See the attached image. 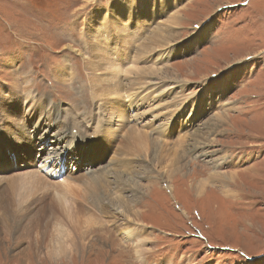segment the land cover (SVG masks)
Masks as SVG:
<instances>
[{
  "label": "rangeland",
  "instance_id": "obj_1",
  "mask_svg": "<svg viewBox=\"0 0 264 264\" xmlns=\"http://www.w3.org/2000/svg\"><path fill=\"white\" fill-rule=\"evenodd\" d=\"M134 3L143 6L145 1L0 0V169L12 165L0 173V199L5 186H11L16 201L22 202L23 194L16 188L14 178L45 162L49 168L55 166L51 171L54 181L60 178L63 168L54 161L63 160V156L52 157V152L47 151L52 135L62 133L43 131L46 125L53 131H63L78 119L82 126L79 131L70 132L69 147L76 141L71 153L77 151L78 155L64 154L62 180L72 172L74 179L89 178L88 167L96 170L103 163L107 167L121 148L119 145L125 143L124 132L111 142L102 134L91 136L95 134L93 124L83 122L90 123L88 118L101 112L98 106H104L107 100L108 116L115 107L112 101L123 102L129 116L140 112L131 118L132 123L149 130L150 136L159 137L162 144L168 141L161 165L137 152V158L145 159L152 171L139 173V188L123 184L117 192L127 201L125 207L130 206V217L123 211L125 207L111 203L112 200L117 204V195L105 187L109 190L104 193V201L111 212L104 215L92 211L96 212V221L74 234L70 250L59 257L46 253L51 231L49 227L47 232L44 229L53 214L57 215L58 206L52 214L34 211L18 222L5 220V205L0 202V264H264V0H148L152 10L139 9ZM122 7H128L120 15L132 34L131 18L150 19L153 23L148 29L138 30L141 37L151 34L158 23L173 26L167 47L162 50L169 51V57L167 61H157L158 54L148 55V62L141 66L158 65L162 70L146 76L148 83L144 88L134 93L126 90L118 98L103 100L92 92L93 77L101 81L98 71L88 65L95 61L87 25L93 14L94 19L100 15L103 20L109 16L114 19ZM129 9L133 10L132 16H126ZM176 13L179 23L172 24L170 16ZM166 19L170 20L165 22ZM107 23L117 34L110 32L109 38L124 42L125 35L113 27V21ZM132 44V50H138V43L132 40ZM115 50L113 47L112 54ZM122 74L123 79L125 72ZM98 90L104 88L98 85ZM152 90L155 92L151 99L142 103L140 96H150ZM122 96L127 100L123 101ZM138 97L141 102L136 106ZM7 102L19 106V112L15 113L12 106L7 109ZM156 115L158 119L152 127L147 126V121ZM165 116H173V120L162 125L165 129L160 132ZM82 129L89 135L80 141L77 134ZM196 130L198 133L194 134ZM199 134L200 139L209 141L199 143L197 147L202 148L195 149L191 143ZM41 135L47 138L46 142L40 141ZM97 139L107 145L105 155L81 156L80 143ZM26 140L37 144L36 148H27V154L20 147ZM180 143L188 144L186 149ZM178 153L183 158L179 172L168 178L167 168L171 167L172 158L181 156ZM46 154L50 157L42 160ZM165 165L166 170L162 171ZM216 172H228L227 176L232 175L233 179H211ZM114 176L112 173L108 177L111 186ZM24 184L25 188L30 185ZM98 187L101 186L95 182L80 181L74 199L94 210L84 193ZM50 191L48 202H53ZM45 195L39 192L36 196L43 199ZM47 204L35 203L38 207ZM129 226L133 227L132 237L124 231Z\"/></svg>",
  "mask_w": 264,
  "mask_h": 264
},
{
  "label": "bare ground",
  "instance_id": "obj_2",
  "mask_svg": "<svg viewBox=\"0 0 264 264\" xmlns=\"http://www.w3.org/2000/svg\"><path fill=\"white\" fill-rule=\"evenodd\" d=\"M143 1H145V4L143 6H141L138 3H134V5L136 6V4H137L139 6V9L148 8L149 10H152V6L150 5V7H149V3H147L148 0H143ZM170 5H173V3H171ZM127 8L128 7L120 8V12L115 13L118 15L113 16L114 19H112L109 16V17H107V20H103V19H101L102 15H100L99 18L97 17L96 19H94L93 17L95 16V14H93L92 19L89 21V24L87 25L88 30L90 32L89 37L92 40V46L94 49V51L92 50L93 56H91V57H93L94 59H92V60L95 61L93 64L88 63V65L93 70L98 71V73H96L97 78H98V80L101 81V82H97L95 80V78L93 77V82H94L95 86L94 87L92 85L91 86L93 87L92 92L93 93L97 92L99 95V99L102 98L103 100H105V99L107 100L112 96L118 98L119 93L122 92V94H124V91H126V90L128 92L133 91V93H134L137 90L144 88L147 85L146 83H148L147 80H145L146 79L145 77L148 75L150 76V75H154L156 73H159V71L162 70V66H158V65H156V67H151L150 65L149 66H145V65L141 66V64L148 62L147 61L149 59L148 55L154 56V53L158 54L156 56L157 61H160L162 58H167L166 59V61H167L168 57H169V55H168L169 51L168 52H166V51L162 52V50H163V48L167 47L166 45L168 43H166V41L168 39V34H170V30L172 29L171 27H173V26L168 25V24L166 26H163L161 23H158V24L156 23L157 25L154 26V30L151 34H149L146 37L145 36L141 37L138 35L139 34L142 35V33L138 30L141 27L144 29H148L151 27V25L153 23L150 21V19H142L141 20L140 18H138V19L134 20V18H131L130 20H131L132 24H134V26H133L134 31L132 34L131 31L129 30V28L127 27V25L125 24L124 18H122L120 15L123 13V11L125 12L127 10ZM131 9L128 10L129 13L126 16H128V15L132 16L133 15V10H131ZM114 12H116V10ZM177 14L178 13L170 16L173 19L172 18H170L172 20L166 19L165 22H168V20H170L169 22L172 24L173 23L174 24L179 23L177 20ZM125 19H126V17H125ZM107 21H110L111 23L113 21V24H112L113 27H116L118 29L121 36L125 35L123 37L124 42H118V38H109L110 32L115 36L117 34L114 33L113 28L110 25H108ZM153 22L155 23V21H153ZM102 26L104 28H101ZM92 27H93L94 31H92ZM99 30H100V33L98 32ZM96 32H98L100 34V36H101L100 38H102V43H99ZM132 40H134L135 44L138 43V50H136V49L132 50V47H131V45H133ZM113 47H115L116 50L113 51V54H112ZM128 56H130V57L127 58ZM114 59H117V61ZM92 60H91V62H92ZM84 61L86 62V60H84ZM126 65H128V66L125 67ZM118 72H119V77L117 76ZM122 72H125L124 75L127 78L124 76L122 79V75H123ZM166 73H168V72H166ZM63 74H64V71H63ZM131 74H133V76H130ZM130 77H132V78H130ZM141 82H143L144 84ZM98 85L101 88H104V90L103 91L98 90ZM153 92H155V90H152V92L149 91V93H151V95L150 96L147 95V97H141L140 96L142 103L147 102V100H150L152 95H153ZM141 93H142V91H141ZM160 95H162V93H160ZM95 97H96V95H95ZM129 97L131 98V96H129ZM124 99L125 98L123 97V101H124ZM126 100L127 99H125V101ZM107 101H106V104L104 106L103 105L98 106L101 109V112H99L97 114L95 113V116L92 118H88L90 123L89 122L87 123L86 121L83 120V122L85 124H88V125L93 124V127L95 128V130H94L95 134H91V136L97 135V134H102L103 137L105 136L106 140L109 139L111 142H114L118 138V136L121 135L122 132H124L123 133V139L125 140V143H124L125 145L124 144L119 145V148L120 147L121 148L115 152L116 155L113 157L114 159L111 161L110 164H108L107 167L105 166L104 163L101 167L99 166L96 170L94 169V167H88L89 173L87 175H89L91 173V176H89V178H88V176H85V179H80V178L74 179V177H73L74 174L72 172V173L67 174L66 175L67 177L62 180V177H61L62 173H60V178H57L58 181H54L56 179L52 178L53 175L51 176V174H52L51 171H52V168H55V166H51L49 168L48 162H45V164H43V165L41 164L42 167L36 166L39 168H36V170H34L32 172L21 173L14 178L13 182H14L16 188L18 190H20V192H22V194H23L22 195V202L16 201V199L14 198L13 193L11 191V189H12L11 186H5L4 197L0 199L1 204L5 205V208H3V211H4L3 215H4L5 220H7V219L18 220V222H20L23 217L31 215L34 211H39V212L43 211L45 213H51L52 214V213H54L55 207L58 206V211L56 212L57 215L53 214V219L51 221H48L46 223L45 228H44L45 232H47L46 229L48 227L51 231V238L49 239V243L47 242L48 245H47L46 253L48 255H52V257H55V258L59 257L58 255L64 253L67 249L70 250L71 246L73 245L71 243L72 241H70V239L74 238V236H75L74 234L77 235L79 232H81L82 229L89 227L91 224H93L96 221L95 213L97 211L101 212V214H104V215H108L111 212L110 205L106 204L104 201L105 200V194L104 193L109 190L105 187L113 189V192L115 195H117V192L119 191V189L122 187L123 184L134 185L135 187L139 188L138 181H137L139 173H143V172L146 173L147 170L148 171H152V170L150 169V167H148L147 161L145 159L137 158V152L138 151L142 152L144 156H147L148 158H146V159H150L151 162L154 160H157V163H159V165H161V163L164 161L162 152L166 148V144H168L167 143L168 141H165L164 144H162L159 137L150 136L149 130H146V129L141 130L138 128L139 126H138L137 122H135L136 124L134 122L132 123L131 118H133V116L135 117L137 114L139 115L140 112H137L136 114L134 113L135 115L133 114V116L131 114L132 117L129 116L128 112L126 111L125 105H123V102L112 101V104L115 107H114V110H112L113 113L112 114L109 113V116H108L107 109H106ZM140 102L141 101H140L139 97L136 98V106L139 105ZM130 103L131 102L129 101V104ZM171 103H167V105H166V103H163V105L164 106H170ZM110 105H111V103H110ZM10 106H12L15 113L19 112V108H18L19 106H17L14 103L12 104L10 102H7L6 108L9 109ZM82 107H84V106H82ZM138 107H141V106H138ZM33 108L37 109L38 106L34 105ZM44 108H43V110H44ZM93 109H91V113L94 114ZM50 113H51V111H49V114ZM144 113H146V111H143V113H141L143 117H144ZM46 114H48V112ZM74 115H75V113H74ZM179 115H181V111H180ZM12 116L16 117V115H12ZM173 116H169L168 118L165 116V120L160 125L159 131L160 130L164 131L165 128L162 127V125H166V124L170 123L171 120H173ZM75 117H76V115H75ZM50 118H53V117H50ZM38 119H40L39 116H38ZM156 119H158V116L157 115L153 116V118L151 120L147 121V123H146L147 126L152 127V125L154 124V121ZM115 120H117V125H116ZM140 122H141V120H140ZM19 123L22 124V121H20ZM71 123H74V125L70 126L68 124L65 127L66 130H63V131L62 130L53 131L52 128L50 129V125H46V127L43 128V131L50 130L51 134L54 132L62 133L61 136H59L58 134H53L52 135L53 138L50 139V142L52 143V145L50 146L49 151H47V153L52 152V157L61 156V155L64 156V154L67 155V157L73 156V154L78 155L77 151H74L73 154L71 153L75 149L76 141L72 147H69V144L71 143V142L69 143V138H70V132H73V131L77 132V130L79 131L78 127H82V126L78 125V124H81L78 121V119L71 121ZM85 131L87 132V130H83V132H78L77 135L80 137V141L88 138L87 136L89 135V133L87 132V134H84ZM196 133H198L197 130L194 132V134H196ZM164 135H165V133H164ZM73 137H74V135H73ZM94 137H92V139ZM197 137L199 139L195 138V141L191 143V145L195 146V149L202 148L200 146L197 147V145H199V143L205 144L206 141H209V140H204L205 139L204 137H203V139H200L202 137L201 134H199V136H197ZM71 138H72V136H71ZM46 140H47V138L43 139V137L41 135L40 141L46 142ZM28 141L27 140L25 142L23 141V144L20 146L22 148V151L26 152V154L29 153V152L25 151L27 148L28 149H30V147L36 148V145H37L36 143L32 144V142L28 143ZM113 144H110V145L113 146ZM181 145H182V149H186L188 144L183 146V144L180 143V146ZM70 146H71V144H70ZM80 146H81V150H82L81 156L84 155L85 153H89V154H94L97 158H100L101 156L105 155L106 151L108 150V148H106L107 145L103 144L100 139L99 140L97 139L93 142H89L88 144L84 143V142L80 143ZM84 147H87V148H84ZM99 147H100V149H99ZM78 148H80V147H78ZM37 149H39V148H37ZM96 149H98V150H96ZM32 150H34V149H32ZM177 152L178 151H176V153ZM202 153L207 154L208 151H206V152L203 151ZM165 154H166V152H165ZM178 154L181 155V156H177L179 159H177V157L172 158L174 160H172L171 167L167 168L168 173H169L168 178L169 177L172 178V176H174L175 174H177L179 172V166L178 165H180L183 158H182V154H180V153H178ZM167 156L169 157V155H167ZM48 157H50L49 154H46V156H44V158L42 160H45ZM169 160H170V158H169ZM29 163L33 165L34 164L33 159H30ZM41 163H42V161H41ZM54 164L59 166L61 169L64 166V159L62 160V159L57 158V159H55ZM166 165H165V167L162 166L163 168L161 167L162 171L164 168L166 170ZM11 166L4 168V169H0V173L7 172L6 170L10 169ZM138 166H140L139 168H141V170H139ZM169 170H170V172H169ZM93 171H95L96 173L94 174ZM64 173H65V171H64ZM112 173H114V175H115L114 180H113V182H114L113 186L110 185V182L108 180L109 175ZM227 174H228V172H227ZM227 174H224V173L219 174L218 172H216V173L212 174L214 176H210V177H212L211 179L216 180V181L219 180L218 177L220 178L221 181H228V179L229 180L233 179L232 175L227 176ZM55 176H56V174H55ZM215 177L217 179H215ZM80 181H82L83 183H86L88 181H92V182H95L101 186L98 188H94L92 190V192L90 191V192L84 193L85 200L94 208V210L87 208L84 204H79L74 199V195H75L74 193L79 189ZM27 182L30 185L28 188H25L24 183L27 184ZM170 185H172V184L170 183ZM50 189H53L54 191L51 192ZM115 189H118V190H115ZM47 191L51 192V198H52L53 202L51 200H49V202H48L47 196L50 194H48ZM86 191L87 190L84 189V192H86ZM39 192L40 193H43V192L46 193V195L43 199H37L36 195ZM212 199L216 200L214 197ZM115 201L117 202V204H115L112 200H111V203L113 205H119V208L125 207L127 204V201L125 200V198L120 196V195H117V197H115ZM25 203H28V204L25 205ZM35 203H45V204L48 203V204L45 205V207H38V205H35ZM53 203L55 204V206L52 205ZM20 204H21V206L19 208ZM209 206H210V203H209ZM207 208L209 209L208 206H207ZM92 211H96V212H92ZM123 211H125V214L128 217H130V215H129L130 206L125 207L123 209ZM2 219H3V217H2ZM5 220H4V222H5ZM124 228H125L124 231L127 232V235L132 237L133 227L129 226V228H127V227H124ZM138 252H140V250Z\"/></svg>",
  "mask_w": 264,
  "mask_h": 264
}]
</instances>
